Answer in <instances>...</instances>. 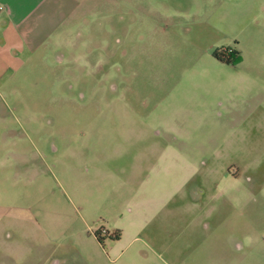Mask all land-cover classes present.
Listing matches in <instances>:
<instances>
[{
  "label": "rangeland",
  "instance_id": "1",
  "mask_svg": "<svg viewBox=\"0 0 264 264\" xmlns=\"http://www.w3.org/2000/svg\"><path fill=\"white\" fill-rule=\"evenodd\" d=\"M74 5L0 60V264H264V0Z\"/></svg>",
  "mask_w": 264,
  "mask_h": 264
},
{
  "label": "crops",
  "instance_id": "2",
  "mask_svg": "<svg viewBox=\"0 0 264 264\" xmlns=\"http://www.w3.org/2000/svg\"><path fill=\"white\" fill-rule=\"evenodd\" d=\"M74 4L75 0H0V60L46 44L70 20Z\"/></svg>",
  "mask_w": 264,
  "mask_h": 264
},
{
  "label": "trees",
  "instance_id": "3",
  "mask_svg": "<svg viewBox=\"0 0 264 264\" xmlns=\"http://www.w3.org/2000/svg\"><path fill=\"white\" fill-rule=\"evenodd\" d=\"M215 56L223 62H229V63H237L240 62L242 57H241V52L239 50L236 51H229V54L223 55L220 51L215 52ZM120 234L118 232L113 233V238L118 239Z\"/></svg>",
  "mask_w": 264,
  "mask_h": 264
},
{
  "label": "flooded vegetation",
  "instance_id": "4",
  "mask_svg": "<svg viewBox=\"0 0 264 264\" xmlns=\"http://www.w3.org/2000/svg\"><path fill=\"white\" fill-rule=\"evenodd\" d=\"M232 50V51H236L238 50L237 48L235 47H222L220 49H218L217 51H220L223 55H227L229 54V51ZM216 57V56H215ZM217 58V57H216ZM218 59V58H217ZM219 60V59H218ZM223 62V61H222ZM225 63H229V62H225ZM94 236L96 237L97 240H99L100 242H102V239H103V233L102 231L98 230L94 233ZM112 239H116V238H113V233L110 235Z\"/></svg>",
  "mask_w": 264,
  "mask_h": 264
}]
</instances>
